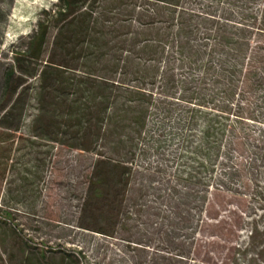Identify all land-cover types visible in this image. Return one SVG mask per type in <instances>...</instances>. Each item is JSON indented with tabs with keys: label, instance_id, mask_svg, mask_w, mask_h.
Masks as SVG:
<instances>
[{
	"label": "trees",
	"instance_id": "1",
	"mask_svg": "<svg viewBox=\"0 0 264 264\" xmlns=\"http://www.w3.org/2000/svg\"><path fill=\"white\" fill-rule=\"evenodd\" d=\"M120 1L44 11L3 74L0 141L27 125L36 140L92 155L79 226L111 238L132 219L149 157L177 165L172 208L153 214L162 246L137 244L161 264H206L196 253L212 197L264 200V0H131L150 18L136 26L108 18Z\"/></svg>",
	"mask_w": 264,
	"mask_h": 264
},
{
	"label": "rangeland",
	"instance_id": "2",
	"mask_svg": "<svg viewBox=\"0 0 264 264\" xmlns=\"http://www.w3.org/2000/svg\"><path fill=\"white\" fill-rule=\"evenodd\" d=\"M58 1L0 0V106L3 74L13 64V50L24 48L44 11ZM128 2L131 0L116 3L108 18L118 25L122 20H132L135 26L149 22L147 12L145 16L139 13L143 9L132 12ZM143 3L140 0L139 5ZM55 34L56 29L51 28L47 52ZM8 132L13 136L0 141V147H11L7 154L0 148V264H161L155 250L144 251L137 242L162 246L160 218L153 214L172 208L167 193L176 186L177 165L166 168L154 156L149 157L151 164L145 167L150 172L138 173L131 187L132 219L111 238L79 226L92 155L36 140L29 136L27 125L18 133ZM138 164L144 166V160ZM246 193L251 197L228 193L212 197L200 237L203 246L196 253L201 262L264 264V200L253 190Z\"/></svg>",
	"mask_w": 264,
	"mask_h": 264
}]
</instances>
